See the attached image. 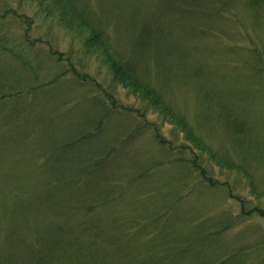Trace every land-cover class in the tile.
Instances as JSON below:
<instances>
[{
	"label": "rangeland",
	"instance_id": "374dc122",
	"mask_svg": "<svg viewBox=\"0 0 264 264\" xmlns=\"http://www.w3.org/2000/svg\"><path fill=\"white\" fill-rule=\"evenodd\" d=\"M4 1L19 5L17 0H0ZM188 1L89 3L120 54L132 59L138 72L186 114L214 149L229 144L230 155L246 162L257 189L264 192L263 77L251 73L250 53L239 56L228 50L236 44L264 46V8H250V0H209L228 19L205 21L209 13ZM27 11L35 18L31 37L45 39L36 43L45 70L38 80L34 72H9L12 86L26 90L47 83L57 71L67 70L64 60L70 58L76 70L89 74L99 88L90 95L106 101L109 93L121 106L141 104L114 82L100 59L83 53L76 34L52 16L37 12V7ZM208 25L213 31L205 33ZM8 27L13 35H21L13 24ZM49 46L63 55L60 62L48 58ZM8 70L0 61V72ZM73 84L68 79L50 91L28 93L24 104L17 99L16 110L26 115L18 123H6L8 105L0 110V264H159L161 248L171 251L167 264H209L205 254L220 261L243 247L250 259L247 264H264V218L241 217L240 203L219 191L198 187L184 199L175 197L181 191L174 183L178 165L167 161L163 166L167 152L151 133L130 136L138 125L136 115H104L99 100ZM214 93L246 121L249 133L237 134L235 140L226 133L220 118L224 103L217 102ZM157 117L151 113L150 123ZM101 119L105 124L101 133L83 142L74 140L77 133L93 131ZM170 132L169 126L162 130L166 135ZM125 135L128 140L122 146ZM64 139L78 143L68 145ZM116 139L121 142L118 146L113 144ZM60 163L64 165L56 181L45 175L47 169L58 170ZM216 175L231 184L234 194L250 198L241 173L218 171ZM256 202L264 208V199L246 204L252 208ZM227 218L234 224L222 231L219 223ZM185 237L192 238L185 241ZM242 257L233 255V261L244 264Z\"/></svg>",
	"mask_w": 264,
	"mask_h": 264
},
{
	"label": "trees",
	"instance_id": "16d2710c",
	"mask_svg": "<svg viewBox=\"0 0 264 264\" xmlns=\"http://www.w3.org/2000/svg\"><path fill=\"white\" fill-rule=\"evenodd\" d=\"M17 1L19 2L17 8L13 5H9L5 1L0 2V61H2L4 65H8L9 69L6 72H0V110L2 109L4 111V107L8 105V108L4 114L7 124L18 123L20 119L23 120L26 116L21 115L16 110L15 105L17 103V99H22L21 103L23 102L24 104L25 100L28 98V93L33 95L37 92L47 91L49 88L55 87L62 82L68 81L69 79L72 84L73 82L75 83L73 85L77 84L78 87H83L84 89L86 88V90H88L89 98L93 100H99V102L103 105V110H105L104 115L126 112L136 115L138 125L135 127V131L133 129L130 136L135 138L137 134L142 135L144 132L151 133L157 144L165 152H167V159L163 163V166H166L167 161L168 164L178 165L179 169L177 168V171L175 170L177 173L173 172L175 175H179L174 183L177 185V189L178 186L181 187V191H176L175 197L178 198L180 195L182 199H184L186 196L192 194L198 187L211 191L214 190V192L219 191L221 192V196L225 195L228 198H233L240 203L242 211L241 217L250 216L253 214L264 218V208L259 206L257 202L252 208H248L246 204L253 200L258 201L259 199H264V192L257 189V179L251 172V169L244 165L246 162L244 161L243 163V161H239V159L232 157L234 155H230L229 144L226 146H221V150L219 151L214 149L211 144L199 136L194 126L187 118L186 114L183 111L175 108L169 101L170 99H167L165 94L158 91L151 82L144 78V75L138 72L136 65L133 63L130 57L127 56L128 58L126 59L123 56V53L121 55L120 52L115 48L111 35L108 34L103 23H101L99 18H97V15L95 13L93 14L89 0ZM201 1L202 0H189L188 2L199 4L202 13H209V17L204 18L205 21H211L214 19H228L226 18L228 16H224L222 14V9L217 8L215 4H211L209 0H204L205 2ZM263 5L264 0H250L249 3L250 8H264ZM30 6H34L35 8L37 7V12L43 11L48 16H52V18L62 23L63 26H65V29L76 34L83 45V53L88 52L87 54L94 55L96 58L100 59L102 64L105 65L112 73L114 82L126 89L141 104L138 106H124L122 104L121 106L109 93H105V96L108 98L106 101H104L102 97L95 96L94 94L90 95L92 92L91 90H98L99 88L96 86V83L93 82L94 80L89 77V74L78 72L76 70L74 63L71 62L70 58L64 60L68 63L67 70L62 69V71H57L56 74L50 77L47 83H36L30 88L26 87V90H22L17 86H12L10 84V75H8L9 72L20 71V74L22 73L24 75H26L25 73L31 74L30 72H34L36 79L38 80L41 76L40 72L43 69L45 70L44 66L46 61L44 59L42 61V54L40 53L36 44L37 41H45V39H34L31 37V21H33L35 18L28 14L27 10ZM220 6L222 8L228 6V4H220ZM10 24H13L14 28L21 32L20 36H15L13 35V32L11 33L8 27ZM208 31H213L209 25L206 27L205 33H208ZM254 44L257 45L248 47L236 44L234 47L228 50L232 54L239 56L244 53H250V58L254 62L251 73L256 76L258 74L261 78L263 77L261 84L264 86V46L260 45V43ZM49 47H51L47 53L49 56H46H48V58L56 59L58 62H60L61 60L58 58L62 59L63 55L52 50V46ZM11 56H14L11 59H13L12 63H16L15 67L12 65V63H8L11 62L8 60ZM83 59L84 58H79V61L82 62ZM82 67L85 69L87 64L85 63L82 65ZM18 81H21V78L18 79ZM206 95L208 96L209 93ZM214 96L218 97V99L214 98L217 99V102L224 103L221 105L220 118L224 122L221 126L225 128L226 133L233 135V139L237 134L243 132L249 133V130L246 131V126L248 125L245 123L246 121L235 116V110L230 108L223 101V99H219L221 97L219 94L214 93ZM11 103H13L12 107L9 106ZM70 104L71 101L66 102L64 106H69ZM151 113L152 115L156 114L158 116L154 123H150L148 118ZM97 124L98 126H96L93 131L87 129L85 134H75L74 140L83 142V140L87 138L91 139L92 137L97 136L102 132L105 125L102 123V119ZM166 126L171 128L169 135L162 133L163 128ZM253 134L255 135L254 131ZM255 137L257 138L256 135ZM74 140L72 141L73 143H70V139H64L62 141L68 145L78 143L74 142ZM127 140V135L122 137V146ZM113 144L118 146L121 144V142L120 140L116 139ZM234 147L236 148V146ZM236 149L238 152L241 151V149ZM57 159L59 161H63L64 158L62 159L61 157H57ZM60 164L61 165L58 170L53 171L51 169H47L45 175L56 181L55 178H59L58 173L63 169L62 165H64L63 163ZM147 167H150V164H148ZM181 171L184 173H181ZM218 171H237L241 173L242 175L240 176L246 179L245 186L250 188V198L247 199L234 194L231 184L218 178L216 175ZM78 184L79 179L77 180V185ZM77 187H81V185H78ZM184 188H189V192H186V189L183 190ZM166 206L164 207L165 209ZM87 210L90 211L89 208H87ZM91 211L93 210L91 209ZM167 212L168 211L166 209V213ZM233 224L234 220L229 222L228 218L225 219V221L223 220L222 223H219V225H223L221 227L222 231L228 230ZM216 228H219V226ZM149 234L154 235L155 232H150ZM186 234L188 233H185V235ZM190 238L192 237H185V241L190 240ZM235 250L236 249L232 250L231 254L229 253L230 255H228L227 258L221 259L220 261L214 259L212 254H205V260L208 261L209 264H238V261H233V255L241 254V256H243L242 260L244 261V264H247L250 259H246L248 252L246 253L245 247L241 248L240 250ZM242 252H245L246 254ZM252 252L249 251V255L253 254ZM171 258V251L168 250V248H161L158 252L157 262H159V264H167Z\"/></svg>",
	"mask_w": 264,
	"mask_h": 264
}]
</instances>
